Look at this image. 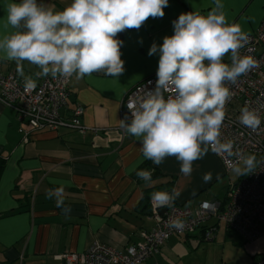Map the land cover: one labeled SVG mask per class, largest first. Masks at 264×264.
<instances>
[{
	"label": "crops",
	"instance_id": "obj_1",
	"mask_svg": "<svg viewBox=\"0 0 264 264\" xmlns=\"http://www.w3.org/2000/svg\"><path fill=\"white\" fill-rule=\"evenodd\" d=\"M10 2L18 0H0V38L14 31L6 22L5 8ZM38 2L60 11L72 0ZM221 3L228 23L240 24L247 33L254 32L264 16V0ZM214 7V0H169L162 18L149 17L139 30L127 29L118 34L124 42L122 75L109 77L99 72L82 79L75 75L70 78L68 107L61 109L62 116L67 118L77 105L82 106V124L99 131L82 134L62 126L34 131L24 140L15 111L0 102V157L4 158L0 169V264H63L62 254L82 253L94 241L118 249L134 244L141 240L142 230H151L154 225L150 216L154 192H175L173 204L194 209L204 201L224 206L226 199L210 189L226 172L209 148L193 162L191 174L185 176L174 156L155 165L144 159L135 137L118 130L123 96L136 83L156 76L159 55L147 54L152 43L162 44L164 36L173 34L172 20L181 13L198 11L207 15ZM229 58L230 54L224 61ZM0 65L3 73L14 72L23 80L30 76L38 83L44 77L36 75L41 71L38 66L27 61L18 65L3 52ZM146 161L148 168L157 172V178L138 181L134 173ZM205 173H211L207 182L203 179ZM62 185L63 206L57 207L54 190ZM49 190H53L51 197L47 195ZM212 223L215 221L209 220L206 225ZM204 227L191 234L172 235L158 254L141 264L215 263L214 255L204 259L200 246ZM227 231L231 230L223 223L217 225L214 245L223 248L228 242L231 248L241 246L242 252L249 254V262L243 264H255L256 255L264 250V234L246 249L239 234L232 231L235 235L227 239ZM220 236L223 243L217 242ZM183 242H188L187 247ZM217 260L220 264L226 259Z\"/></svg>",
	"mask_w": 264,
	"mask_h": 264
},
{
	"label": "clouds",
	"instance_id": "obj_2",
	"mask_svg": "<svg viewBox=\"0 0 264 264\" xmlns=\"http://www.w3.org/2000/svg\"><path fill=\"white\" fill-rule=\"evenodd\" d=\"M214 2L207 15L181 13L172 21L173 34L164 36L162 44L152 43L147 54L159 55L156 86L128 103L130 117L118 119L119 127L139 141L144 159L160 165L174 156L185 176L209 146L216 153L237 155L233 171L238 175L256 167L255 155L234 153L232 141L221 140L225 106L232 98L226 82L234 84L257 61L240 54L248 33L240 24L228 23L221 0ZM168 4L169 0H72L56 11L38 0L10 2L5 8L6 22L14 31L0 38V52L18 65L27 61L38 66L37 76L82 79L102 72L118 77L125 71L121 59L124 42L118 34L139 30L149 17L162 18ZM229 54L230 64L224 62ZM36 87L35 80L24 77L25 90ZM168 91L172 95L166 97ZM238 119L253 130L262 123L259 113L247 106L241 108ZM136 175L151 179L147 169ZM203 179L209 181L211 173H205ZM54 191L56 206L62 207L64 186ZM47 195L51 197L53 190ZM176 195L159 191L151 199L158 208H169ZM168 227L179 230L184 221L170 219Z\"/></svg>",
	"mask_w": 264,
	"mask_h": 264
},
{
	"label": "built area",
	"instance_id": "obj_3",
	"mask_svg": "<svg viewBox=\"0 0 264 264\" xmlns=\"http://www.w3.org/2000/svg\"><path fill=\"white\" fill-rule=\"evenodd\" d=\"M239 51L241 55L252 56L257 64L234 84L226 82L232 98L225 106L221 140L232 141L234 153L255 155L256 167L253 172L245 173L227 191L224 206L215 201H204L195 209L178 204L158 208L151 199L150 216L154 225L151 230L140 232V241L123 249L94 241L82 253L62 254L60 258L63 264H139L158 254L172 235L191 234L205 226L202 239L214 240L219 223L239 234L245 243H253L264 234V16L258 28L248 33V41ZM224 62L230 64L231 59ZM156 79L157 76L145 78L126 92L120 102L121 119L125 115L130 117L128 103L142 96L147 89H154ZM69 81L70 78L47 75L37 83L35 89L25 90L24 80L14 72L3 73L0 65V102L15 111L18 130L24 140L34 131L53 130L62 126L71 127L82 134L87 130L99 131L97 127L90 128L82 124V106L77 105L70 117L62 116L61 109L67 105ZM169 95H172L171 91L165 93L166 97ZM245 106L256 110L261 117L262 123L255 130L239 122L241 108ZM118 130L125 133L119 126ZM208 148L211 150L210 146ZM213 153L222 161L226 173L238 161L237 155ZM174 218L182 219L184 227L179 230L169 228L168 222ZM209 220L215 223L206 225ZM259 255L255 264H264V254Z\"/></svg>",
	"mask_w": 264,
	"mask_h": 264
},
{
	"label": "rangeland",
	"instance_id": "obj_4",
	"mask_svg": "<svg viewBox=\"0 0 264 264\" xmlns=\"http://www.w3.org/2000/svg\"><path fill=\"white\" fill-rule=\"evenodd\" d=\"M242 176L243 175L236 174L232 169L230 172L225 173L223 176H220V178L217 180V182L211 186L210 192H214L215 195H219V197L222 200H224L225 195L228 191V187L230 185H233L234 183H236ZM226 235H227V239H228V238H233V236L235 234L232 231H230V232L227 231ZM214 240H216V239H214ZM214 240H212V241H205L204 240L203 243L200 242V244H201L200 246L204 249V251H203L204 259L206 257H210V256L214 255L216 262L215 263L213 262V264H219L217 259H220V258L222 260H223V258L226 259L224 262H222V260L221 261L219 260L220 262H222L220 264H243L245 262H249V259H248L249 254L247 253L248 255H245L246 251L243 250L244 251V253H243L241 246L240 247L234 246L233 248H231L228 242L223 243L224 239L222 240V238L220 236L217 238V242L219 241L220 243H223L225 245L222 248L221 246H218V245L215 246L214 242H213ZM187 243L188 242H186V243L183 242V244L186 247H187ZM211 243H213L212 244L213 246H209L208 248H206V246H204V244H211ZM192 244H193V242H192ZM249 244H251V243H248V242L245 243L246 249L249 246ZM186 247H185V249H186ZM208 250L210 252H208ZM178 251H181L183 253L185 252V250H183V249H178ZM262 253H264V250H262ZM251 255H250V259H251ZM141 263H143V262H141Z\"/></svg>",
	"mask_w": 264,
	"mask_h": 264
},
{
	"label": "trees",
	"instance_id": "obj_5",
	"mask_svg": "<svg viewBox=\"0 0 264 264\" xmlns=\"http://www.w3.org/2000/svg\"><path fill=\"white\" fill-rule=\"evenodd\" d=\"M66 107H68V102H67ZM66 107H65V108H66ZM73 110H74V109H73ZM73 110H71V111H73ZM68 117H70V115H69ZM68 117H67V118H68ZM3 162H4V158L0 157V169H1V167H2ZM141 169H147V170L151 173V179H150V181H151V180H154V179L157 178V172H156L155 170H151V169H149V168H148L147 161H146V162L142 163V164L139 166V168H138V169L135 171V173H134V177H135L138 181H145V180H143V179H140V178L136 175V172H137L138 170H141ZM258 257H260V255H256V259H257Z\"/></svg>",
	"mask_w": 264,
	"mask_h": 264
},
{
	"label": "water",
	"instance_id": "obj_6",
	"mask_svg": "<svg viewBox=\"0 0 264 264\" xmlns=\"http://www.w3.org/2000/svg\"><path fill=\"white\" fill-rule=\"evenodd\" d=\"M163 211V210H162Z\"/></svg>",
	"mask_w": 264,
	"mask_h": 264
}]
</instances>
